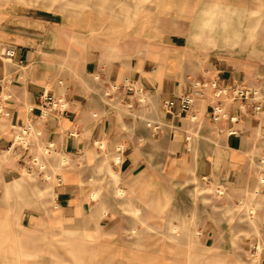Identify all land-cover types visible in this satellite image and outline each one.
<instances>
[{"label":"crops","instance_id":"0c3cea01","mask_svg":"<svg viewBox=\"0 0 264 264\" xmlns=\"http://www.w3.org/2000/svg\"><path fill=\"white\" fill-rule=\"evenodd\" d=\"M16 1L0 0V50L16 47L11 61L0 57L2 108L8 113L0 115V264H49L50 234L86 232L99 234L108 250L125 256L129 262L123 264H145L138 242L126 246L123 239L141 240L145 221L154 239L162 209L181 207L183 196L193 207L198 183L264 201V168L258 163L264 111H254L251 100L224 98L227 117L213 120L212 90L188 112L179 107V98L203 79L229 89L263 88L264 59L194 47L175 31L176 0L153 1L151 15L169 16V23L159 18L152 27L133 20L145 15L143 4L137 13H66ZM258 46L264 49V42ZM46 93L66 100L63 113L41 111ZM167 100L175 101L172 110L163 108ZM26 123L41 130L38 145L29 154L20 148L7 153L12 126ZM48 144L53 149L41 156L46 170L38 174L29 169L30 155H41ZM109 167L117 187L110 186L106 198L92 199L103 176L110 178ZM36 179L51 184V203L38 199ZM198 238L216 255H235L230 247L237 241L213 219H204ZM172 250L169 264H191L173 254L178 247ZM253 255L255 264H264V247ZM150 256L157 264L156 254ZM240 259L233 264H242Z\"/></svg>","mask_w":264,"mask_h":264},{"label":"rangeland","instance_id":"374dc122","mask_svg":"<svg viewBox=\"0 0 264 264\" xmlns=\"http://www.w3.org/2000/svg\"><path fill=\"white\" fill-rule=\"evenodd\" d=\"M1 1L4 4L9 3V0ZM153 1L155 0H17L16 2L34 6L43 5L66 13L85 10L88 12L91 9L102 13H115L127 8L130 11L133 9L137 13L136 11H141L139 7L143 4L145 15H135L133 20L142 18L147 25L152 27L158 24L160 18L157 15H151L150 8L153 6ZM234 2L242 3L250 9H264V0H234ZM204 3L205 0H176V15L171 18L176 20L175 31L178 34L190 36L192 25L198 22V18L193 14ZM168 18L169 16L161 17V23L168 24ZM247 26H254L257 29L253 44L237 42L230 47L225 46L212 50L211 54L218 55V52L232 54L234 51H240L243 55L251 54L255 58L264 59V54H261L264 49L260 46L256 47L257 43L263 44L264 42V16L249 21ZM260 82L264 84L263 79ZM109 177L104 178L103 176V182L91 196L92 199L106 198L109 187L113 184L117 187L116 177L111 167H109ZM34 187L37 190L38 199L46 200L49 203L53 201L54 193L51 184H47L42 179H36ZM195 188L193 207L183 196L181 207L167 211L162 209L160 229L157 232L155 230L154 239H152V227L145 221L142 222L144 225L143 238L141 240L123 239V245L130 246V244L138 242V248L145 254V258H148V261L145 260V264L153 263L150 256L152 253L156 254L154 263H173L175 257H171L169 253L177 247L181 251L178 250L173 254L182 262L191 264H233V261L238 260L239 256L242 264H255L257 256L253 254L255 252L259 254L264 247V201L251 193L228 191L210 181L198 183ZM101 190L104 191L100 195ZM123 195L124 192L118 189L117 198L121 199ZM204 219L215 220L223 231L233 235L237 242L235 247L231 246L229 249L235 255H216L210 247L201 244L198 231ZM158 232L159 235H157ZM101 238L99 234L90 235L87 232L83 234L66 233L65 235L50 234L49 240H47L49 264H123L129 262L125 256L116 254L115 250H108L105 240H101ZM38 244L39 241L34 242V246L39 247ZM252 244L254 247L251 253L249 249ZM244 247L247 249L246 252H243L242 248ZM190 250L193 255L186 256L185 253ZM206 250L208 255L204 254ZM201 252L202 255H200Z\"/></svg>","mask_w":264,"mask_h":264},{"label":"built area","instance_id":"2783aa9c","mask_svg":"<svg viewBox=\"0 0 264 264\" xmlns=\"http://www.w3.org/2000/svg\"><path fill=\"white\" fill-rule=\"evenodd\" d=\"M16 54V47L8 45L2 47L0 50V57L4 61H11ZM207 75V73H205ZM208 90H212L213 97L216 100V104L212 107V119L220 120L227 117V114L222 106L223 99L240 100V101H253L251 105L254 111H264V87H247L241 85H235L229 89L227 86L220 83L217 79H203L196 82L191 92L184 94L179 98L180 111L183 113L191 110L196 99L203 97L204 93ZM6 99L0 92V115H8L2 108V103ZM175 101L167 100L163 103V108L166 110H172L175 106ZM66 100L63 97L56 98L51 94H44L41 103V111L44 112H57L63 113L66 109ZM192 120L195 117L191 118ZM231 121L236 120L234 117L230 118ZM14 136L11 144L6 148L7 153L13 152L16 148H20L30 153V151L36 147L39 143V139L42 136L41 130L36 128L32 123H26L23 125H13ZM235 133V132H233ZM262 146L260 149V155L258 157L259 165L264 168V135L261 137ZM53 149L52 144H48L42 147V154H32L29 159V169H36L38 174H43L46 170V163L41 156L48 157ZM46 178H49L46 176ZM57 182L61 183V177H57Z\"/></svg>","mask_w":264,"mask_h":264},{"label":"clouds","instance_id":"9594fccd","mask_svg":"<svg viewBox=\"0 0 264 264\" xmlns=\"http://www.w3.org/2000/svg\"><path fill=\"white\" fill-rule=\"evenodd\" d=\"M198 18L189 41L194 47L215 50L234 43L253 44L257 29L249 21L264 16V9H250L234 0H205L193 14Z\"/></svg>","mask_w":264,"mask_h":264}]
</instances>
